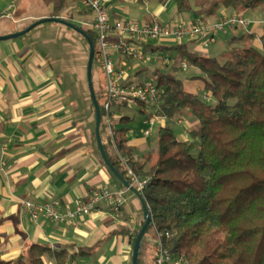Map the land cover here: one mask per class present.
<instances>
[{
    "label": "crops",
    "instance_id": "1",
    "mask_svg": "<svg viewBox=\"0 0 264 264\" xmlns=\"http://www.w3.org/2000/svg\"><path fill=\"white\" fill-rule=\"evenodd\" d=\"M4 1L6 4L2 7L9 2H15L17 7L14 17L10 18L12 26L2 28L0 36L26 29L25 21L34 23L44 17L55 16L53 12L31 13L21 0ZM154 1H157L156 8ZM215 1L193 2L190 11L179 12L174 0H111L110 16L113 21H149L166 15L171 19L169 25H175L192 23L198 17L214 22L224 15L238 13L247 18L248 26L231 27L208 48L190 40L178 44L206 56L221 58L231 47L242 45L241 41L232 42L234 37H247L252 33V40H246L261 48L264 7L239 13L222 5L214 9ZM51 28H56L54 31L57 33V27ZM33 32L32 29L15 38L0 39V259L16 260L23 257L29 244L40 243L56 251H67L68 258L74 257L80 264H132L133 238L144 221L141 201L133 191L135 197L129 196L130 201H124L120 213H115L101 202L96 211L74 223L54 222L45 216L34 219L21 202L23 198L38 203L57 198L64 206L74 208L80 198L98 189L123 188L121 181L104 162L93 135L90 111L78 107L71 97L67 80L75 59L68 50L70 45L60 43L58 38L42 39L38 33L37 36L32 35ZM172 42L166 41L163 45L155 41L137 43V48L146 56L140 63H126L118 53L113 54L114 61L124 64L130 81L145 80L150 72L156 77V70L172 72L175 67L170 65L177 60L170 51L173 43L177 42ZM153 55L166 68H162L161 64L152 69ZM184 61L180 62L183 70L186 69ZM137 70L141 72L136 76ZM175 73L178 76L177 70ZM199 75L194 73L179 78L187 80ZM191 82L197 83L198 80ZM196 89L199 90L200 85ZM144 110L151 115L142 131L137 134L130 128L127 134L128 144L135 149L134 161L141 163L144 162V155L152 149L151 134L146 136L144 131L149 119L159 113V105L148 102L144 104ZM181 116L194 117L184 112L175 116L174 120ZM177 134L181 139L186 138ZM123 189L127 190L125 194L130 191ZM129 203H134L136 212ZM155 234L157 240L156 231ZM82 248L89 251L77 254ZM144 259L143 264H149L146 256ZM45 263L56 264V260L46 257Z\"/></svg>",
    "mask_w": 264,
    "mask_h": 264
},
{
    "label": "trees",
    "instance_id": "2",
    "mask_svg": "<svg viewBox=\"0 0 264 264\" xmlns=\"http://www.w3.org/2000/svg\"><path fill=\"white\" fill-rule=\"evenodd\" d=\"M174 1L179 12H186L193 2L204 0ZM65 4L60 0L55 16L65 19L61 14ZM220 5L242 13L263 6L264 0H217L213 7ZM79 27L93 41L94 64L98 63L95 31ZM253 36L234 37L232 42L241 41L242 45L231 47L221 58L190 50L184 44L171 47L178 50L177 62L186 60L201 74L184 80L174 72L177 67L166 73L156 70L157 86L163 89L159 114L171 120L188 112L196 122L184 139L172 126H159L157 147L144 155L143 163L134 161L135 149L128 144L132 118L122 116L120 126L108 125L105 92H95L102 117L101 138L109 160L130 183V169L147 180L142 194L152 222L141 242L139 264L144 262L149 231L159 232L165 246L183 257L186 264H264V33L261 48L249 43ZM195 79L207 96L215 99L214 104L187 87ZM139 104L144 109L145 103ZM91 106L96 115L93 102ZM94 137L96 140L95 132ZM88 251L82 248L77 254ZM46 257L66 264L68 252L31 243L23 257L0 259V264H46Z\"/></svg>",
    "mask_w": 264,
    "mask_h": 264
},
{
    "label": "built area",
    "instance_id": "3",
    "mask_svg": "<svg viewBox=\"0 0 264 264\" xmlns=\"http://www.w3.org/2000/svg\"><path fill=\"white\" fill-rule=\"evenodd\" d=\"M0 22L3 18H13L16 9L15 2H9L1 7ZM82 9L93 15V21L87 28L95 31L98 46L97 61L105 76V109L107 118L116 107L137 105L141 102L159 103L163 89L157 86L153 80H129L127 70L118 68L113 54L118 53L125 61L130 58L142 60L145 53L137 48V43L145 44L155 40L174 39L178 43L185 40L197 41L208 48L216 42V35L227 25L230 27H247L249 21L241 14L224 15L217 21L210 22L202 17L196 18L189 24H165L158 18L149 21H136L120 19L113 21L110 16L111 0H79ZM186 61L183 67L187 68ZM165 117L159 113L149 119L148 128L144 131L146 136L151 134L154 126L165 121ZM181 122V121H179ZM1 139V134H0ZM131 185H136L142 192L147 185V180L141 179L132 169L129 170ZM125 189L103 188L98 189L85 198H80L74 208L66 207L60 199L54 198L44 202H35L29 198L21 200L24 207L34 219L45 216L51 221L76 222L79 218L89 215L98 209L104 202L115 213L123 209ZM169 236V233H165ZM66 264H80L74 257H69ZM154 264H186L183 257L168 249L157 232L155 245Z\"/></svg>",
    "mask_w": 264,
    "mask_h": 264
},
{
    "label": "rangeland",
    "instance_id": "4",
    "mask_svg": "<svg viewBox=\"0 0 264 264\" xmlns=\"http://www.w3.org/2000/svg\"><path fill=\"white\" fill-rule=\"evenodd\" d=\"M21 1L24 2V5H25L24 7L29 12L36 13V14H38V13L51 14L52 12H53L52 14H57L55 6L60 3V0H21ZM21 1H20V3H21ZM65 1H66V4L64 5V8L61 11V14H63V17L65 19H70V20H72L71 21L72 23H75L76 25L82 26L84 28L87 27V24L90 25V23H92V21H93L92 13L82 9V7L80 6L79 0H65ZM156 2L157 1H154L153 5H155ZM5 4H6V2L3 0L1 7ZM156 6H157V3H156L154 8H156ZM16 7H17V5H16ZM263 7H264V5H263ZM159 19L162 21H165L168 24L171 21V19L167 18L166 15L162 16V18L160 17ZM12 23H13V20H11L9 18H3L0 22V30L4 27H7V25L12 26ZM25 24L27 27H29L33 24V22L28 20V21H25ZM51 27H57L58 28V30L56 31L57 33H55V31H54L56 28L54 30H51V29H53ZM230 28L231 27L229 25H227L223 30L219 31L216 35V40L219 39V36L221 35L222 32L229 31ZM33 31L34 32L32 35L37 36L39 34L38 37H40L42 39L58 38V39H60L59 40L60 43H68L70 45L68 50L71 51L70 54L74 55L73 58L75 59L73 66H71L69 68V72H70V74H68L69 81L67 80V82L69 83V86L71 87L70 88L71 89V92H70L71 97L75 100L78 107H81V108L85 107L86 110L88 109L90 111V114L92 117L93 132H95L96 115H95L94 110L91 106L92 101L90 99V92L88 89L89 86H88V78H87V65H88L90 47H89L88 43L86 42L84 36H82V34H79L76 30L72 29L71 27H69L65 24L58 23V22L42 23V24L38 25L37 27L33 28ZM36 33H38V34H36ZM166 41L177 42L174 39L155 40V42L158 43V45H163L162 43H164ZM177 44H178V42L173 43V47H175ZM169 46H172V45H169ZM46 48H47V46H46ZM170 51L173 52L172 57H176V59H178V56H179L178 50L172 48ZM153 58L155 59V61L152 65L153 66L152 69H154L155 67L161 66L162 62H159L156 60V55H153ZM122 59L124 60V57ZM145 59H146V56L142 60L130 58L128 61H130L133 64L136 62L140 63V62L144 61ZM161 60L164 61L162 58H161ZM126 63H127V61H126ZM116 65L118 66V68H124L127 70V68L124 66V64L116 63ZM179 66H180V63L177 62V60L174 63L172 62L170 65L171 68L177 67L178 77H183V76L186 77V75H191L194 73L201 74L200 69H198L197 67H195L193 65H189V68H186L185 70H183L182 66H180V67ZM162 68H166L164 64H162ZM172 70H174V69H172ZM140 72H141V70L140 71L137 70L135 72V75L137 76L138 73H140ZM127 73H128V70H127ZM150 73H152V72H150ZM150 73L148 74V77L145 80H153L154 82L157 83L155 75L154 74L150 75ZM72 75H73V77H71ZM102 75H103L102 69H101L100 65L96 62L94 64V67H93V83H94L95 92H98V93L103 92V91L105 92V89H106L105 85L101 86ZM197 85L198 86L200 85L201 90L196 89ZM187 87L189 89H191L192 91L197 90L201 94V96L205 99V101H207L209 104L215 103V99L213 97L207 96L208 94L203 91V88L201 87V83L199 80L197 83H195V82L192 83L191 81H189L187 83ZM143 110L144 109L141 106V104L132 105L129 107L123 106L122 109H114L113 112H111L109 114V118L106 117V122L108 125L117 124L118 126H120V124L118 123L119 119L122 116H130L132 118V122H130L128 124V126L130 128H132L133 131L137 132V134H138L139 132L142 131L143 127L145 126L146 119L151 115L148 110L147 111L146 110L143 111ZM191 117H193V116H191ZM178 121H181V122H178ZM194 121H196V120H194V117L190 118V116L189 117L188 116H184V117L181 116V117H178L177 120H174V118L172 120L165 119L164 122L159 123L158 125L153 127V129L151 131V136L149 138L150 143H151L150 148L155 150L157 147L158 127L159 126L170 125L175 129L176 132L179 133V135H182V136H185L186 138H188L190 129H192V127L194 126ZM147 128H148V126H147ZM107 131L108 132L110 131L109 127H108ZM132 193H133L132 190H130V191L128 190L127 194H124L125 202L130 201L129 196L133 197V198L135 197L134 194H132ZM129 204L134 209V212H136L137 209L133 206L134 203H129ZM139 207H140L139 209H140V213H141L142 207L140 205H139ZM141 215H142V213H141ZM154 235H156L155 232L149 231L147 233V237H146L147 241L145 243L146 247H145L144 251H145L146 261L149 264H152V260H153L154 255H155L156 238ZM144 264H146V262Z\"/></svg>",
    "mask_w": 264,
    "mask_h": 264
},
{
    "label": "water",
    "instance_id": "5",
    "mask_svg": "<svg viewBox=\"0 0 264 264\" xmlns=\"http://www.w3.org/2000/svg\"><path fill=\"white\" fill-rule=\"evenodd\" d=\"M45 22H58L61 24H65V25L71 27L72 29L78 31L79 33L83 34L88 41L90 51H89V59H88V65H87V78H88V86H89L90 96H91L92 102L94 103L95 108H96L95 133H96V141L98 144V148L101 152V155H102L106 165L113 171V173L118 177V179L121 181V183L126 188L132 190L138 196V198L141 201L143 211H144V224L142 225V227H141V229H140V231L136 237V241L134 243L133 251H132V263L133 264H139L138 263V255H139L141 242H142L143 236H144L148 226L152 222L151 210H150L149 205H148L146 199L144 198L142 192L139 189L135 188L133 185H131L129 180L125 179L119 173V171L113 166V164L111 163V161L109 160V158L106 154V151H105V148L103 145V141L101 138V132H100L101 119H102L101 111H100V108L98 105L97 96L95 93V88H94V83H93V64H94V57H95V45H94L93 41L88 36V34L85 33V31L82 28H80L76 24L69 22V21L63 19L62 17H58V16L44 17L42 19L35 21L31 26H29L26 29H23L19 32L11 33L8 35H1L0 39H9V38H15V37L21 36V35L29 32L33 28L37 27L38 25L45 23Z\"/></svg>",
    "mask_w": 264,
    "mask_h": 264
}]
</instances>
